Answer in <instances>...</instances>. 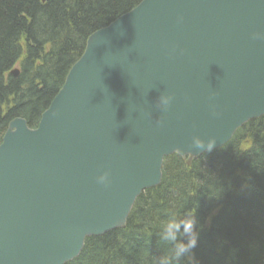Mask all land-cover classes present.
<instances>
[{"label":"water","instance_id":"1","mask_svg":"<svg viewBox=\"0 0 264 264\" xmlns=\"http://www.w3.org/2000/svg\"><path fill=\"white\" fill-rule=\"evenodd\" d=\"M262 115L264 0H140L88 36L35 128L1 136L0 264L69 262L125 226L164 157L189 163Z\"/></svg>","mask_w":264,"mask_h":264},{"label":"trees","instance_id":"2","mask_svg":"<svg viewBox=\"0 0 264 264\" xmlns=\"http://www.w3.org/2000/svg\"><path fill=\"white\" fill-rule=\"evenodd\" d=\"M139 1L0 0V135L15 117L35 127L87 37ZM161 171L123 228L86 238L65 264H264V115L188 164L165 157ZM188 217L197 245L177 260L163 225Z\"/></svg>","mask_w":264,"mask_h":264},{"label":"clouds","instance_id":"3","mask_svg":"<svg viewBox=\"0 0 264 264\" xmlns=\"http://www.w3.org/2000/svg\"><path fill=\"white\" fill-rule=\"evenodd\" d=\"M171 95L162 96L160 102L167 109L171 104ZM202 143L198 136L193 137V144L199 146ZM97 182L105 186L111 183L109 171H104L97 177ZM163 240L173 244V253L177 260L184 256H191L197 245V232L195 230V221L191 218L177 220L171 218L163 225L161 233Z\"/></svg>","mask_w":264,"mask_h":264},{"label":"bare ground","instance_id":"4","mask_svg":"<svg viewBox=\"0 0 264 264\" xmlns=\"http://www.w3.org/2000/svg\"><path fill=\"white\" fill-rule=\"evenodd\" d=\"M85 241V240H84Z\"/></svg>","mask_w":264,"mask_h":264}]
</instances>
